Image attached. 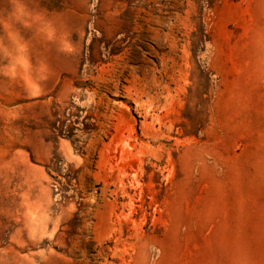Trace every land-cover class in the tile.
Returning <instances> with one entry per match:
<instances>
[{"label":"rangeland","instance_id":"obj_1","mask_svg":"<svg viewBox=\"0 0 264 264\" xmlns=\"http://www.w3.org/2000/svg\"><path fill=\"white\" fill-rule=\"evenodd\" d=\"M0 264H264V0H0Z\"/></svg>","mask_w":264,"mask_h":264}]
</instances>
